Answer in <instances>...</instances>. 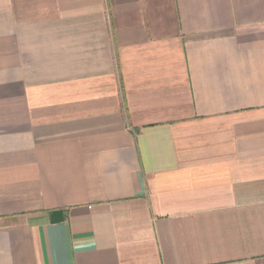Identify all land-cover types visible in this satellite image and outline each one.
I'll list each match as a JSON object with an SVG mask.
<instances>
[{"label":"crops","instance_id":"0c3cea01","mask_svg":"<svg viewBox=\"0 0 264 264\" xmlns=\"http://www.w3.org/2000/svg\"><path fill=\"white\" fill-rule=\"evenodd\" d=\"M0 264H264V0H0Z\"/></svg>","mask_w":264,"mask_h":264},{"label":"water","instance_id":"95a60500","mask_svg":"<svg viewBox=\"0 0 264 264\" xmlns=\"http://www.w3.org/2000/svg\"><path fill=\"white\" fill-rule=\"evenodd\" d=\"M51 220L53 223L62 222L64 220V212L61 210L53 212L51 215Z\"/></svg>","mask_w":264,"mask_h":264}]
</instances>
